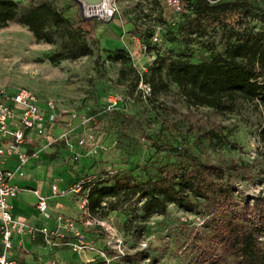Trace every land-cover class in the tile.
Wrapping results in <instances>:
<instances>
[{"label":"rangeland","instance_id":"rangeland-1","mask_svg":"<svg viewBox=\"0 0 264 264\" xmlns=\"http://www.w3.org/2000/svg\"><path fill=\"white\" fill-rule=\"evenodd\" d=\"M14 1L22 6L48 2L91 50L60 57L58 43L36 40L15 21L0 27L1 90L26 88L42 101L52 99L62 114L91 117L84 126L94 147L87 154L71 161L66 150L45 153L40 165L50 169L52 181L109 185L106 171L112 170L143 182L158 178L161 166L210 162L225 169L223 180L231 179L230 199L221 207L254 214L250 197H264L263 107L256 99L239 97L225 100L220 110L190 104L157 63L163 58L206 60L209 48L222 54L241 34L262 27L264 0H239L241 12L204 13L201 19L194 15L202 10L201 0H109L112 13L106 19L82 16L71 0ZM153 32L157 42L150 39ZM118 50L127 58L124 63L108 58ZM257 79L264 83V72ZM139 80L148 91L138 86ZM80 195L60 197L50 213L73 219L94 250L76 256L62 244L53 248V264H200L201 249L221 255L214 224L219 213L202 199L192 200L190 210L170 203L164 213L143 218L135 197L106 198L94 213L80 214ZM13 257L14 264H50L52 259L23 249Z\"/></svg>","mask_w":264,"mask_h":264},{"label":"trees","instance_id":"trees-1","mask_svg":"<svg viewBox=\"0 0 264 264\" xmlns=\"http://www.w3.org/2000/svg\"><path fill=\"white\" fill-rule=\"evenodd\" d=\"M199 7L202 10H194L197 19L205 16L204 13L234 14L242 10L239 0L214 3L201 0ZM8 21L26 27L36 40L58 43L63 51L58 53L60 57L73 58L91 52L76 40L77 29L72 23L48 2L22 6L14 0H0V27ZM121 54L118 50L108 58L124 63L127 58ZM157 64L158 70L165 68L169 80L181 89L190 104L220 110L225 108V100L239 97L256 99L264 109V83L257 79L264 72V19L260 29L241 34L227 44L222 54L209 48L206 60L190 62L163 58ZM137 80L135 77L133 87ZM113 174L109 185L102 181L81 185L85 190L88 214L94 213L106 198L128 200L135 197L140 202L143 218L164 213L170 203L190 210L192 200L202 199L219 213L214 224L221 255L213 256L201 249L200 264H264V197H250L255 210L250 215L221 207L230 199L231 179L223 180L225 169L220 165L197 162L186 166H161L158 178L143 182L132 181L124 174ZM225 259L230 262L226 263Z\"/></svg>","mask_w":264,"mask_h":264},{"label":"built area","instance_id":"built-area-1","mask_svg":"<svg viewBox=\"0 0 264 264\" xmlns=\"http://www.w3.org/2000/svg\"><path fill=\"white\" fill-rule=\"evenodd\" d=\"M71 1L77 5V0ZM176 2V0H172L173 4ZM176 7L178 8V6ZM82 15L84 17L90 16L86 15L83 10ZM150 39L152 42H157V33L153 32ZM141 49L145 51L146 46L142 44ZM138 86L146 91L149 90L148 86L142 84L141 80H139ZM107 100L114 102L111 96ZM63 115H65L64 118ZM76 118L79 121L74 124L73 121ZM90 118V116L78 115L77 112L73 111L62 114L52 99L46 98L44 101H40L34 91L26 88L12 92L0 89V264H14L12 252L14 249L22 248L19 243L14 244L13 238L15 236L19 240L22 237L34 239L39 234L46 246L53 249L65 244L71 252L77 255L94 250L91 241L86 240L73 219L63 217L60 214L51 215L47 197L37 190L32 191L35 196V209L45 222L52 220L50 226L47 223L25 224L13 215L12 206L9 202L18 191L15 184L10 181L11 177L22 176L23 167L27 160L30 157H36V151L28 152L27 147L30 146V139L27 137L28 132L45 138V146L62 142L68 151L67 158L71 161H77L80 155L87 154L94 147L89 128L84 126ZM78 125L81 126L82 132L73 136V131ZM55 126L59 127L60 131L54 136L50 130ZM10 157H14L15 165L13 168H6L4 162ZM112 174V170L106 171L107 176ZM82 182L78 181L62 188L58 187L56 183H50L49 189L51 194L57 197H62L71 192H81L78 199L80 214L88 215L85 191L81 189ZM117 250L121 253L119 247ZM100 254L103 256L102 252ZM49 263L53 264L54 259L52 258Z\"/></svg>","mask_w":264,"mask_h":264},{"label":"crops","instance_id":"crops-1","mask_svg":"<svg viewBox=\"0 0 264 264\" xmlns=\"http://www.w3.org/2000/svg\"><path fill=\"white\" fill-rule=\"evenodd\" d=\"M40 99V98H39ZM41 101V99H40ZM65 115H63V118ZM78 119L76 118L73 123L77 124ZM85 125V124H84ZM80 128L81 126H77L73 131V136L77 135L76 130ZM60 131V128L55 126L53 127L50 132L54 136L57 135ZM27 137L30 139V146H26L30 152L31 150L36 151V157H30L27 162L25 163L23 167V175L22 176H13L11 177L10 181L15 184V186L18 188V191L14 198H12L9 202L11 204V210L15 217L22 220L27 225H39L43 223H47V225L52 224V220L44 221L42 217L37 213L35 209V196L33 194V190H37L40 194L47 197L48 206L50 209V205L53 203H56V201L60 198L57 196H53L50 192L49 185L50 183H56L58 187L62 188L64 185L62 183L52 181V173L50 169L48 171H45V166H41L40 163L43 160V157L46 152H55L60 153L62 150H66L67 148L65 145L60 142L57 144H52L50 146H45L46 140L45 138H42L38 135H35L32 132H28ZM26 148V149H27ZM51 150V151H50ZM68 152V151H67ZM15 165V159L14 157H10L5 160L4 167L6 168H13ZM49 180V182L47 181ZM65 196V195H64ZM63 197V196H62ZM14 244H20L21 249L23 250H33V251H39L40 254H43L47 259L48 258H54L57 256V250L56 252L54 249L50 248L48 250V246H46L41 239V235L37 234L34 239H29L27 237H22L20 240L18 237L13 238ZM21 249H14L12 252V257L14 254H17V252ZM47 252H51V254H47ZM84 257L88 255V252H84L82 254L76 255ZM14 258V257H13ZM46 260V259H45Z\"/></svg>","mask_w":264,"mask_h":264},{"label":"bare ground","instance_id":"bare-ground-1","mask_svg":"<svg viewBox=\"0 0 264 264\" xmlns=\"http://www.w3.org/2000/svg\"><path fill=\"white\" fill-rule=\"evenodd\" d=\"M82 9L86 15H96L97 18L106 19L112 13L109 0H101L98 4L83 5Z\"/></svg>","mask_w":264,"mask_h":264},{"label":"water","instance_id":"water-1","mask_svg":"<svg viewBox=\"0 0 264 264\" xmlns=\"http://www.w3.org/2000/svg\"><path fill=\"white\" fill-rule=\"evenodd\" d=\"M99 2H101V0H77V7L79 9V13L82 15V9L84 8L83 5L98 4ZM91 16H96V15H91Z\"/></svg>","mask_w":264,"mask_h":264}]
</instances>
